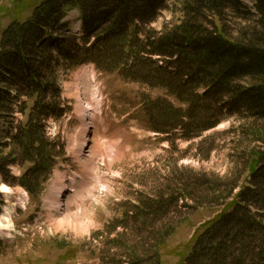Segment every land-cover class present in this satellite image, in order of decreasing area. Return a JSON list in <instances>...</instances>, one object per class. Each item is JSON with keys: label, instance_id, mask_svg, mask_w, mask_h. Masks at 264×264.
Segmentation results:
<instances>
[{"label": "rangeland", "instance_id": "374dc122", "mask_svg": "<svg viewBox=\"0 0 264 264\" xmlns=\"http://www.w3.org/2000/svg\"><path fill=\"white\" fill-rule=\"evenodd\" d=\"M45 1L0 0V60L9 57L0 61L3 84H0V186L7 185L13 191V199H21L14 206L16 213L12 212L11 231L0 237L4 238L0 239V264H183L206 232L208 223L223 216L229 205L237 202L254 207L249 201V190L255 188L250 168L256 155L264 153V120L249 119L238 111L241 103L219 94L218 87H211L206 93L205 87L193 92L203 96L190 108L166 90L126 78L123 58L112 61L117 50L108 47L115 38L124 45L121 31L96 45L110 51L111 71L98 66L94 71L90 64L83 63L100 60L101 50L88 49L111 27L113 16L103 19L101 13L108 7L99 5V0H86L82 7V0H78L81 8H67L66 0H52L54 6L48 13ZM193 2L158 0L154 4L156 19L146 18L151 22L141 23L137 30L128 31L127 36V44L133 41L136 51L141 48L138 45L145 48L154 43L167 51L175 46L179 51L189 52L190 62L187 59L178 69L177 60L171 57L174 54L167 59L154 56V60L173 66L175 77L180 71L189 73L190 83H195L191 78L194 70L214 59L212 55L202 59L191 57L198 51L195 40L202 43L203 39L173 33L181 24L190 22L186 5L193 6ZM226 2L221 14L205 12L200 24L208 29V36L244 46L254 31L264 32V16L256 9L259 5L264 10V0ZM91 4H96L95 8ZM155 8L151 12L155 13ZM85 10L92 12L90 18L82 13ZM116 11L126 13L120 18L124 28L131 25L133 9H129L131 15L121 6ZM33 13L40 15V22L44 20L42 30L36 26L31 31L25 26L21 33L24 39L15 41L8 37L16 21L25 22ZM47 13L49 23L43 19ZM90 33L91 40L86 44L84 40L89 39ZM171 43L175 45L170 47ZM185 43H190V47ZM15 44L25 46L26 59L21 60ZM14 53L17 55L12 57ZM182 60L186 59L179 56L178 61ZM1 62L8 67L2 68ZM233 70L235 66L230 65L223 72ZM197 72L202 75L203 68ZM243 83L244 89L251 88L248 81ZM183 88L190 89L188 85ZM81 92L87 94L96 115L88 135L98 132L97 137L92 136L89 149L80 147L76 152V156L85 152L82 159L90 166L88 175L84 173V164L75 157L76 145L86 131L77 109ZM97 92L101 101L94 99ZM156 101L160 103L154 126L159 129L168 127L162 125L163 114L158 108L169 110L174 106L191 113L200 110L198 113L204 117L187 119L191 125L185 129L158 133L147 116L148 106H154ZM228 101L232 103L226 104V112L224 103ZM38 103L42 107L57 104L64 110L58 117L47 119V111L42 113L44 117H39L37 132L43 131L48 142L56 145L51 149L43 146L40 153L33 148L23 149L15 139ZM219 119L218 126L200 132L201 127ZM192 126L199 131L191 138ZM84 138L87 135L83 134V141ZM51 164H55L53 168ZM34 167L38 170L32 172ZM76 174L84 176L85 182L73 185L68 181ZM60 176L68 186L61 195L56 217L51 212V203ZM176 197L182 198L168 214L158 213L165 203L173 206L171 199ZM10 205L0 193V216ZM139 213L142 216L137 217ZM64 216L79 225L77 229L68 224L60 226L59 219ZM235 223L239 230L241 223ZM260 232L256 235L264 239V233ZM161 241L164 245L159 250L156 246Z\"/></svg>", "mask_w": 264, "mask_h": 264}, {"label": "trees", "instance_id": "16d2710c", "mask_svg": "<svg viewBox=\"0 0 264 264\" xmlns=\"http://www.w3.org/2000/svg\"><path fill=\"white\" fill-rule=\"evenodd\" d=\"M66 1L68 3L67 8L73 6L78 8L81 6L80 1L78 0ZM192 1H194L193 6L189 3L186 5V13L190 18V22L188 24H181V26L173 30V33L175 35L183 34L190 38L194 37L203 39L202 43L195 40V42H197L195 49L198 51L191 56L194 59H202L205 55L214 56V59L211 62L206 63L204 67H202L203 65L201 66L204 71L202 75L199 76V72H197L201 68H197L196 71L194 70L191 78L195 80V83L188 82L189 73L180 71L181 74H179L178 77H175L174 74L176 71L173 69V66L168 64L165 65L163 62L160 63L159 60H154V56L167 59L171 54H174L171 57L174 61L177 60L175 65H177L176 67L178 69V67L186 64L187 59L188 62H190L189 52L179 51L175 46L173 49L167 51L166 49L156 46L154 43L148 44L145 48L143 45H138V47L141 48L139 51H136L137 45H135L133 41L132 43L128 42L127 44V36L129 35L128 31L137 30L141 23L144 24L151 22L150 20H146V18L150 19L151 17L153 20L156 19V6L154 4L158 2V0H125V4L123 3V0H99V2H97L99 5H105L108 7L106 8L109 9L101 12L104 14L102 18L105 19L108 16H113V20H111L110 29L107 30L104 35L95 40L89 49L87 47L84 49L85 51L88 49L93 52L97 49L101 50L100 60H85L84 63L93 62L100 69L111 71L110 68L112 62L109 61L110 56H108L110 51L97 47L96 45L98 42H101L104 39L106 40L109 35L121 31L123 35L122 39L125 38L123 41L124 45L119 42V38H115L108 47L117 50L115 51L117 56H113L111 58L112 61H114V59L118 60L119 58H123V61L126 64L124 70L126 78H130L132 81L141 82L153 88L166 90L170 96L176 97L181 104L189 105L190 108H194L197 100H200V97L203 96V94H194L193 92L198 91L200 87H205V93L211 87H218V91H220L219 94H222V96H230V99L235 98L241 103L239 104L240 108L238 111L244 112L249 119L258 118V120H264V32L254 31L251 34L252 38L250 39V42L244 46L237 43L233 44L226 42L223 39L210 37L207 35L208 29L203 24H200V22L203 21L202 19H204L205 12L210 11L215 14H221L224 12L227 7V2L226 0ZM52 2V0H46L44 2L48 13L50 11L52 12V6H54ZM84 2H86V0H82V7L86 4ZM96 4H91L90 7L95 8ZM195 5L198 6V8L194 7ZM117 6H121L128 14L129 9H133L132 12L134 15L130 17V21H132L130 22L131 25L124 28V23L120 18L126 16V13L116 11ZM262 6L264 7V3H262ZM154 8L155 13L151 12V9ZM256 9L259 14H262L261 16H264V10H262V7L258 5ZM87 11L88 12H86V10L82 11V13L86 17L88 15V18H90L92 12L89 10ZM48 13L43 18L46 19L47 23L50 22ZM43 21L44 20H41L40 22V15L38 13L36 16L33 13V15L25 22L21 23L16 21L14 27H11L9 30L8 37H11L12 40L15 41L20 39V37L24 39V36H22L21 33L25 29V26L31 31H35L36 26H40L39 29L42 30ZM106 22H108V20H105V23ZM262 23L264 25V20ZM91 36L92 34L90 33L89 39L87 38L84 40L87 42L86 44L90 42ZM136 42L140 44L138 37ZM175 44L171 43L170 47ZM185 46L187 48L190 47V43H185ZM23 47L25 48V46ZM23 47L19 44H17V46L16 44L14 45V48H16L21 54V60L26 59V52ZM80 49L81 48H79V50ZM171 50H173L174 53H172L173 51ZM16 55V53L11 54L12 57H15ZM179 56L186 60L178 61ZM6 59H9V57L3 58L0 61H5ZM125 59H128L129 61L126 62ZM24 64L26 67L27 63L25 61ZM230 65L235 66L236 70L223 72ZM1 67L7 68L8 66L6 63L1 62ZM243 80L248 81L251 84V88L244 89L243 82L245 81ZM34 83L37 84L35 80ZM0 84H2L1 77ZM186 85L189 86V90L183 88ZM159 103L160 101H156L154 102V106H148L147 108V116L150 120V124L152 123L153 126L155 125V112L157 110V104ZM228 103H232V101L224 103L226 112L228 109L226 104ZM56 105L57 104L42 107L41 103H38L36 107H34L29 115L27 125L20 128L18 134L15 136V139L23 149L28 150L33 148L37 153H40L43 146H50V149L56 147V145L48 142L46 134L43 131L42 134H40L36 130L39 117H44L46 114L48 119L49 117H58L64 112L62 107L59 108ZM55 109L58 110L55 111ZM44 111H47V113L45 112L43 115L42 113H44ZM158 111L163 114L161 116L163 119L162 125H165L164 127L168 128L159 129L161 127L154 126V129L158 131V133L164 134H166L168 129L173 131L178 128L185 129L186 127H189L191 124H187V119H192L193 121L200 120L204 117V115L198 113L200 110L191 113L190 110L177 109L174 106H171L169 110L158 108ZM220 123V119L215 122L207 123L204 127L200 128V132H204L206 129L215 128ZM195 131L199 130L193 126L192 128H189L191 138L196 136L194 133ZM252 155H256V153H253ZM54 165L51 164L50 168H53ZM252 167L250 168V173H253L252 178L254 181L252 184L256 189L250 188L251 200L249 201L254 205L255 209L254 207L251 208L250 206L237 202L229 205V208L226 209L223 216L208 223L206 232L198 239L192 254L188 257L189 259L187 258L188 262L184 261L183 264H264V246H261V244L264 243V239H260V236L258 234L256 235V233H259V230H261L260 233H264V153L262 154L260 152L259 155H256ZM36 170L38 169L34 167L31 171L34 172ZM180 198L182 197L171 199L173 206L168 207L165 203L163 210L156 211H158L159 214H168L170 209L177 204V200ZM156 211L154 213H157ZM140 216H142V213L137 215V217ZM235 221L241 223L239 230L235 228ZM256 227H258L257 230H255ZM163 245L164 242L161 241L158 242L156 247L160 250L163 248Z\"/></svg>", "mask_w": 264, "mask_h": 264}, {"label": "bare ground", "instance_id": "6f19581e", "mask_svg": "<svg viewBox=\"0 0 264 264\" xmlns=\"http://www.w3.org/2000/svg\"><path fill=\"white\" fill-rule=\"evenodd\" d=\"M85 95H83L84 97ZM81 97V96H80ZM85 103V101H81L78 105H77V109L79 111H82L85 113V115H88L89 113H87L85 111L84 108L81 107V105ZM97 134V133H96ZM94 137H97L94 135ZM94 137L92 136H89L87 134V138L85 141L82 140L83 144L82 146L84 145V149H89V145L91 144L92 140L94 139ZM88 139H90L89 141H87ZM81 146V145H80ZM81 146V147H82ZM91 147V145H90ZM81 151V150H80ZM111 151V150H110ZM87 152V151H86ZM112 152V151H111ZM79 153V152H78ZM111 154V153H110ZM116 154V153H115ZM117 155V154H116ZM84 156V158L86 157V154L84 152V154H81V155H78L77 156V159L80 161V163H83L84 164V158L82 159V157ZM113 156V155H112ZM108 157L110 158V156L108 155ZM82 159V160H81ZM106 159V158H105ZM83 166V165H82ZM84 173L85 174H89V172L91 171L90 169V166L88 165H85L84 164ZM71 178V179H70ZM70 178L68 179L69 182H71L73 185H77L78 184V181L80 182H85V177L84 176H78L77 174L76 175H73V176H70ZM68 185L64 182V178L63 177H59L58 181H57V189H56V197L55 199L53 200V202L51 203V212L53 213V216H56L55 213H57L60 209V200H61V195L63 193V190L66 189ZM0 191L2 194H4V196H6V200H7V203L8 204H11L9 207H6L5 208V212L0 216V237L1 236H4L6 235L7 232H10L12 227H13V221H12V212L14 210L15 212V208L14 206L16 205V202H19L21 199H13V191L5 184H2L0 186ZM70 192H73L75 193L76 191H70ZM13 212V213H14ZM77 216V215H76ZM57 217V216H56ZM69 220V218L67 216H64L63 218L59 219V225L62 226L65 224H68L69 226H71V228H76L79 226H77L73 221ZM57 222V221H56Z\"/></svg>", "mask_w": 264, "mask_h": 264}]
</instances>
